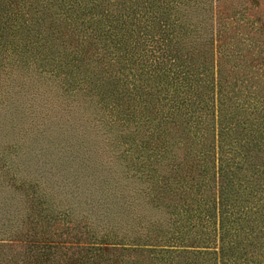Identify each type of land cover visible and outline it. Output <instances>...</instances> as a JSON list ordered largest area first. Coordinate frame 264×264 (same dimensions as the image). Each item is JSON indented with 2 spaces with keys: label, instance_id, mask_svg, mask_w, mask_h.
Instances as JSON below:
<instances>
[{
  "label": "trees",
  "instance_id": "trees-1",
  "mask_svg": "<svg viewBox=\"0 0 264 264\" xmlns=\"http://www.w3.org/2000/svg\"><path fill=\"white\" fill-rule=\"evenodd\" d=\"M260 6L0 0L2 66L34 67L61 93L95 101L106 134L126 145L127 171L147 184V205L168 216L150 218L112 169L104 176L76 152L66 169L94 188L76 217L7 178L25 192L29 213L14 225L0 207V264H264Z\"/></svg>",
  "mask_w": 264,
  "mask_h": 264
},
{
  "label": "rangeland",
  "instance_id": "rangeland-1",
  "mask_svg": "<svg viewBox=\"0 0 264 264\" xmlns=\"http://www.w3.org/2000/svg\"><path fill=\"white\" fill-rule=\"evenodd\" d=\"M260 1L264 11V0ZM3 62L4 66L0 63V207L7 205L14 225L29 213L28 197L7 182L8 177H13L14 184L21 180L25 187L30 184L26 193L41 198L44 206L54 212L69 208L76 217L86 207L94 188L76 183L66 169L77 165L76 152L87 166L96 165L104 176L107 169H112L111 174L119 178L120 185L126 184V191L136 195L150 218L168 220L160 209L147 205L144 194L147 184L137 179L134 171H127L119 156L126 145L116 135L106 134L101 120L104 115L95 108V101L81 93L75 96L61 93L55 89L53 78L37 73L34 67L14 70L16 62L5 59ZM61 146L68 157L66 163L61 158ZM158 169L160 173L168 171L167 166ZM83 172L91 174L85 169ZM125 176L129 177L124 179Z\"/></svg>",
  "mask_w": 264,
  "mask_h": 264
}]
</instances>
